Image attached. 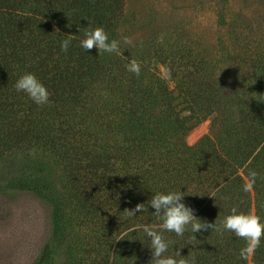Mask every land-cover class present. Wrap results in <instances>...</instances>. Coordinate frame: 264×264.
<instances>
[{
	"label": "trees",
	"instance_id": "trees-1",
	"mask_svg": "<svg viewBox=\"0 0 264 264\" xmlns=\"http://www.w3.org/2000/svg\"><path fill=\"white\" fill-rule=\"evenodd\" d=\"M229 1L218 4L224 27ZM128 11L129 0H0V190L52 206V242L71 241L64 264H149V238L133 229L160 221L150 207L136 217L125 210L157 191L181 189L197 218L219 223L234 207L252 213L249 183L264 220V42H182L156 27L149 43L125 47ZM89 26L119 40L122 55L82 50ZM25 72L47 87L48 105L15 91ZM209 118L215 136L188 147ZM163 235L166 255L180 249L196 264H264V238L244 259V240L230 232ZM52 246L36 264H51Z\"/></svg>",
	"mask_w": 264,
	"mask_h": 264
},
{
	"label": "rangeland",
	"instance_id": "rangeland-1",
	"mask_svg": "<svg viewBox=\"0 0 264 264\" xmlns=\"http://www.w3.org/2000/svg\"><path fill=\"white\" fill-rule=\"evenodd\" d=\"M222 0H129L133 29L125 37L130 43L147 44L156 27L178 34L182 42H264V0H230L225 3L227 26L218 20ZM124 41V40H123ZM181 42V41H180ZM243 44V43H242ZM214 119L196 125L185 138L188 147L198 146L217 133ZM60 170L52 167L49 177L59 188ZM249 184V183H248ZM252 213L256 215L250 188ZM52 206L25 191L0 190V264H36L47 244H53L51 264H64L71 241L51 240Z\"/></svg>",
	"mask_w": 264,
	"mask_h": 264
},
{
	"label": "clouds",
	"instance_id": "clouds-1",
	"mask_svg": "<svg viewBox=\"0 0 264 264\" xmlns=\"http://www.w3.org/2000/svg\"><path fill=\"white\" fill-rule=\"evenodd\" d=\"M124 43H130L125 37ZM72 44V36L60 41V49L62 52H67ZM79 46L87 53L95 47L98 53H108L122 55L120 52V41L110 39L109 34L103 27H91L85 29L83 38L79 41ZM126 69L130 73L139 76L141 72L140 64L135 60H130L126 64ZM14 89L17 93H25L27 97L37 106H45L50 103V93L47 87L40 79L30 72H25L19 76L14 84ZM258 173L252 171L250 178L255 182ZM252 184L245 186V191L249 190ZM184 192L181 191H157L146 203H139L134 208L126 213L128 217H136L137 213H142L145 207L154 209L153 213L160 221L156 228L149 226H136L133 230L140 229L149 238L147 244L151 253L149 264H196L195 257L191 259L181 255L180 249L175 251V254H168L170 241H168L163 233H175L176 236H183L189 230L195 236V233L207 231L211 229L221 235L224 232H230L235 237L243 239L245 246L240 250L242 258L247 259L254 255L257 248L262 243L264 238V220L253 213L239 212L235 207L231 209V213L224 216L219 223H208L201 221L196 217L195 211L190 206H187L184 200ZM121 240V239H118Z\"/></svg>",
	"mask_w": 264,
	"mask_h": 264
}]
</instances>
